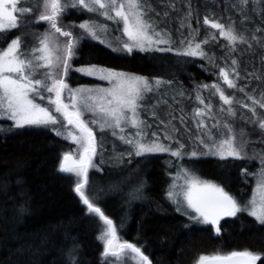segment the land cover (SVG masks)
<instances>
[{
	"label": "trees",
	"instance_id": "16d2710c",
	"mask_svg": "<svg viewBox=\"0 0 264 264\" xmlns=\"http://www.w3.org/2000/svg\"><path fill=\"white\" fill-rule=\"evenodd\" d=\"M217 1L218 6L209 5L206 11H214L218 17L226 16L224 2ZM202 2L193 0L200 12H204ZM167 3L157 8L164 15L167 12V20L176 25L174 12ZM252 9L248 6L246 13L260 24L262 34L255 35L260 39L264 37V6L259 16ZM232 18L237 32L246 34L251 48L238 44L237 51L229 55L223 39V44L202 43V49H212L216 51L212 52L214 55L228 62L231 57L236 59L239 79L231 73L236 89L255 93L260 100L258 95L264 93V48L252 39L255 29L243 28L235 15ZM173 24L167 26L172 29ZM171 48L170 52L129 54L87 41L77 50V62L172 81L193 94L203 83L220 82L219 66H212L200 56L180 55L187 48L182 45L180 51ZM244 68L252 73L248 86L240 85L243 75L239 70ZM229 97L235 103L237 117L243 100L231 94ZM262 110L259 105L255 106V114L249 111L248 115L263 117ZM242 122L236 124L240 127ZM249 129L246 141H262V131ZM248 147L246 152L252 156L248 153L242 159L208 155L178 158L170 153L166 157L158 153L148 159L140 155L126 160L113 170L95 167L88 172L85 194L113 221L116 234L140 248L151 264H196L202 254L244 250L260 254L262 260L258 264H264V225L248 212L223 218L221 232L217 234L214 226L190 219L167 199L170 173L180 162H185L200 180L223 188L245 207L263 166L254 154L260 146ZM72 149L68 141L43 127H25L7 135L0 133V264H108L103 261L105 245L98 239L106 225L96 214L87 211L75 191V175L60 171L63 156ZM128 161L134 163L127 166Z\"/></svg>",
	"mask_w": 264,
	"mask_h": 264
},
{
	"label": "snow or ice",
	"instance_id": "6c2138e0",
	"mask_svg": "<svg viewBox=\"0 0 264 264\" xmlns=\"http://www.w3.org/2000/svg\"><path fill=\"white\" fill-rule=\"evenodd\" d=\"M19 0H0V38L5 41L9 39L8 34L13 30L22 27L19 23V17L25 13H30L29 7H18ZM258 3L259 0H253ZM249 0H240L241 11L246 7ZM34 6L40 9L37 17L38 22H46L50 31L43 34L39 40V47L32 48L28 52L21 51V38L17 36L7 43L6 48L0 50V119L13 121L12 127L24 128L25 126H48L58 123L57 117L53 115L59 113L66 122L64 125L66 133L56 130L57 135H65L70 138L81 149L79 158H74L71 153L63 156L60 164V171L68 174H74L76 177L75 191L79 194L82 202L87 206L89 213L96 214L99 219L106 225V230L98 237L104 245V256L118 257L119 251L129 249L132 253H136L143 264H151L148 257L144 255L140 248L127 242H119L116 234V227L113 221L109 219L101 209L95 206L85 194V188L88 185L89 168H95L93 159L97 154L96 135L92 128L82 120L83 111H90L95 114L96 108L102 114V122L98 120L90 121L93 125H99V131L103 132L106 128L112 129V135H117L115 129H119L121 133L125 131L121 127L124 122L126 127L136 128V139H127L121 135L119 138L125 143L130 144L135 149L136 155L158 154L169 152L172 156L182 157V155L197 156L196 151L191 153H182L184 148L177 140L178 148L172 150L170 145L160 142L156 133H153L155 139L149 142L146 140L144 133L146 125L140 119V110L144 107L143 102L147 99L148 94L158 91L164 85L165 81L155 79L149 81L147 77L129 75L123 72H117L96 66L72 69L71 61L76 56L75 49L78 42L73 37L71 31L64 30L59 26L58 21L68 9L80 8L82 10L97 13L114 23H122L123 33L127 36V41L123 42L113 51H124L132 53L134 49L140 52L149 51H173L171 47L160 48V44H169L170 40H166L164 35L156 31L150 19H146L148 11L151 8L150 0H38ZM168 7L175 8L174 0H168ZM167 15V12H165ZM191 12L187 13L190 16ZM186 16V18H187ZM247 18V17H246ZM250 19V18H248ZM264 19V17H262ZM204 23L210 24L212 29L218 30L216 33L206 36V38L193 45V41L189 40L187 48L179 53L185 56H206L202 49V43L207 44L209 40H215L217 35L224 38L229 52L237 51V45H248V38L240 32H237L234 23L224 25L218 22L210 21L205 18ZM181 26L184 24L181 22ZM93 39L97 37V30L106 31V26H99L84 22L78 25ZM58 34V36H57ZM59 37H65L63 43L59 41ZM194 39V37H193ZM252 39L256 41L260 47L264 48V37L257 39L255 35ZM183 43V41L181 42ZM111 48L112 45L110 44ZM250 47V45H249ZM232 72L239 79V73L236 71L237 61L232 60ZM72 69L88 76H98L99 79L107 80L111 87L98 89H75L69 87L65 77L69 70ZM221 76L229 88H236L234 80L229 79V71L220 69ZM259 78V77H257ZM205 88L214 89L213 94L219 93L220 99L224 105H228L226 109L230 116H235V110L232 107L233 99L226 96L219 85H203ZM43 89V91H41ZM243 92V88L237 89ZM67 91V99L70 103L64 102V94ZM44 92L48 93V103L52 106L53 111L49 108L36 103V99L44 100ZM95 92L96 95H91ZM87 93L88 95H83ZM80 96L78 102L77 97ZM252 100L253 107L251 111L255 114V106L264 108V93L261 94L260 100H256L249 96ZM197 100L204 104V100L198 95ZM92 102H96L95 107ZM158 103H166L159 101ZM239 104L240 102L237 101ZM247 107V105H244ZM221 112L225 111L223 107ZM152 115H156L155 111ZM211 115V105L204 104V108L195 110L193 119ZM183 123V117L180 118ZM161 123H164L161 121ZM258 127L264 130V118L257 122ZM72 126L67 129V126ZM198 129H202L210 141H213L211 147L204 142L199 136L197 139L200 144L204 145L206 151L203 155H216L221 159L234 157L242 159V149L234 146L235 137L229 135L227 139L221 140L219 143L214 141L211 131L200 119L196 125ZM213 128H220V125L213 124ZM230 134L232 129L229 125L223 126ZM173 131H179L172 126ZM0 131H3L0 128ZM223 135V133H221ZM165 138L172 140L173 137L165 132ZM184 179V185L180 192L169 191V199L175 203H184L187 208L192 209L196 215L191 217L198 223L214 226L217 234L221 232V220L225 217H235L239 212H248L255 218L257 222L264 225V169L261 171V181L257 185V196L254 195L250 201L251 207H241L237 201L223 188L202 181L186 169L181 170ZM175 188V185L173 186ZM182 196V201L178 197ZM179 210V209H177ZM262 257L258 253L248 250L232 251L230 253H216L209 255H200L196 264H258Z\"/></svg>",
	"mask_w": 264,
	"mask_h": 264
},
{
	"label": "rangeland",
	"instance_id": "374dc122",
	"mask_svg": "<svg viewBox=\"0 0 264 264\" xmlns=\"http://www.w3.org/2000/svg\"><path fill=\"white\" fill-rule=\"evenodd\" d=\"M165 1L168 0H150L151 8L154 10L148 11L146 15V19H150L153 26L155 27L156 31L162 33L164 35V38L166 40H170L169 44H160L158 47L165 48V47H173L176 51H180L181 48H179L180 45L183 47H187L188 41L192 40L193 45L196 43V41L199 40V42L203 41L206 36H210L212 33H216L218 30L212 29L209 25H206L204 23L205 18H207L210 21L218 22L224 25H228L229 23H233V15H235L236 20L240 21L241 26H245L246 29H255L254 35H257V33L260 32V35L262 34L261 29L259 27L260 24H257L254 22V19L252 20V17L246 13V8L248 6H252L253 12H255L256 16H259L262 12V6H264V0H259L258 3L253 2V0H249V3L246 7H243V11H241V5L240 0H222L226 6L227 14L226 16H219L214 11H206L207 8H209V5L212 6H218L217 0H203L202 2V11L200 12L199 9L195 6L193 3V0H174L175 8L169 7L171 11L174 13L175 18V24L174 22H169L167 20V16L164 15L157 7L162 6L165 7ZM38 3V0H19L18 7H29L31 8L30 13H25L22 16L19 17V23L22 27H19L12 32L8 34L9 39L5 41L3 38H0V50L6 48L7 43H10L11 39L16 38L19 36L21 38V51L28 52L32 48L39 47V40L43 36L44 33L49 32L50 28L49 25L46 22H38L37 17L39 15L40 9L35 4ZM191 12L190 16H187L188 12ZM73 13L74 17H71V14ZM187 16V18H186ZM218 17V18H217ZM247 17V18H246ZM225 20L226 22L222 21ZM250 18V19H248ZM258 18V17H257ZM239 19V20H238ZM88 22L90 24L99 25V26H106V31H100L97 30V37L96 39H93L91 36H89L84 30L80 29L78 27L79 24ZM181 22H183L184 26H181ZM58 24L60 27H62L64 30L71 31L73 34V37L78 42V47L75 49L76 56L71 61L72 69L75 68H84V67H90L85 65H80L77 62L78 59V53L77 50L80 49L83 42H94L96 44H101L104 46L109 47L111 44L112 48H117L120 45H122L123 42L127 41V36L123 33L122 23H114L111 20L106 19L103 16H100L97 13L88 12L85 10H82L80 8L76 9H68L60 18L58 21ZM167 24H170L172 26V29L167 26ZM253 26V27H252ZM243 35L246 36V34L243 33ZM58 36V34H57ZM194 37V39H193ZM247 37V36H246ZM66 39L65 37H59V41L63 43ZM224 38L219 37L217 35L216 39L209 40L207 43L208 45H217V44H223L222 40ZM183 41V43H181ZM250 43L248 41V45H245L248 48H251V45L249 47ZM224 46H226V42L224 43ZM223 47V46H222ZM210 48V47H209ZM226 54L230 55V52L228 50V47H226ZM133 51H138L134 49ZM184 51V50H183ZM204 51V49H203ZM209 51V52H208ZM118 53H127L124 51H115ZM152 52V51H149ZM206 53V56L202 57L205 62L210 63L212 66L216 65L219 66L218 70L225 69L229 71V79H231V73H232V63L230 61L236 60L231 57L229 62L226 59L218 58L217 55H214L212 52H216L212 49H207L204 51ZM201 57V56H200ZM219 59L221 61H219ZM94 66V65H92ZM215 66V67H216ZM99 67V66H96ZM105 68L109 70H114L117 72H123L129 75H136V76H142L138 74H133L125 71H118L116 69L107 68V67H100ZM217 68V67H216ZM70 69L68 72V75L65 77V80L70 88L73 90L75 89H98V88H109L111 87L110 83L107 80L99 79L98 76H88L81 72H77ZM241 75V84L242 86H248L249 82L252 80L250 79L252 76V73L246 70L244 68L243 70H239ZM220 75V82L215 81L213 84L219 85L220 89L224 91L226 96H240L242 101V106H239V116H230L228 115L227 111L221 112L220 109L223 107L225 109L223 101L220 99L219 93L216 92L213 94L214 89L212 88H205L202 87L203 85H213L212 83H203L198 86L196 93H192L187 90V88L182 87L180 85H177L176 83L172 81H166L161 78H148V80L154 81L155 79H160L162 81H165L164 85H162L158 91H154L152 93L148 94L147 99L143 102L144 107L140 110V119L145 122L146 125H150V127L144 128V133L146 134V140L143 142H149L156 137L153 136V133H156V136L159 137V140L161 143L165 145H170L172 150H176L178 148L177 140L180 144L184 145V148L182 150V153H191L192 151H196L197 155L202 156L206 149L204 148L203 144H200V141L197 139L199 136L201 139H204V142L206 144H209L211 147L213 141H210L207 136L205 135V132L202 129H198L196 127L198 121L200 119H203L204 124L207 126V128L211 131V134L214 138V141L216 143H219L223 139H227L229 135H232L235 137L234 140V146L242 149L241 155L242 156H248L249 152H246L248 150V146L254 144V146L259 145L260 147H257L255 151V157L260 159L262 163V169H264V130H261L258 127V120L263 117H259V114H256L255 116L249 117L248 112L252 115L251 109H252V100L249 99V96L252 98L258 100L259 98L256 97L255 93L251 92H240L236 88H229L227 84L224 82L221 73ZM146 77V76H143ZM257 80H260L258 78ZM262 80V79H261ZM255 87V86H253ZM257 89V88H256ZM43 91V89H41ZM45 96L44 100L36 99L35 102L41 104L43 107L49 108V111H53V108L51 105H49L47 97L48 93H43ZM262 94V93H261ZM258 95V96H261ZM83 95H88L87 93ZM91 95H96L95 92L91 93ZM200 96L204 100V104H210L211 105V115L210 116H204V117H197L196 119H193V114L195 110L204 108V104H201L199 100H197V96ZM78 102L80 101V96L77 97ZM166 101V103H158L159 101ZM245 100V101H244ZM64 102L70 103V101L67 99V91H65L64 94ZM93 106L95 107L96 102H92ZM234 103V102H233ZM251 103V104H250ZM235 104V103H234ZM244 105H247L248 110L243 107ZM258 106V104L256 105ZM234 110H236L235 106L232 105ZM226 108V109H227ZM83 111L82 120H84L85 123H88V126L92 128L93 132L96 135V143H97V154L93 159V164L96 165V168L101 169L102 167H107L109 170H113L115 168H118L123 165V163L126 160H133L138 155L135 154V149L132 145L125 143L123 140H121L119 137L121 135L125 136L127 139H136L135 132L137 131L136 128L132 127H126L124 122L121 123V127L125 128V131L121 133L119 129H115L117 132V135H112V129L106 128L105 131L101 132L99 131V125H93L90 123L92 120H98L102 122V114L99 113L98 108L95 110V114L90 111ZM155 111L156 115H152V112ZM264 113V108L262 110ZM53 115L57 117L58 123L56 125H48V126H25V127H43L45 129H50L56 134V130L61 131L62 133H66V129L64 125L66 122L63 120L62 116L59 113H55L53 111ZM223 117V119H220V117ZM181 117H183V123H181ZM238 118V119H237ZM252 118V120H251ZM229 119V120H228ZM245 119V121H244ZM163 121L164 123H161ZM243 121V122H242ZM228 122V123H227ZM237 122H242V126L246 124V126H243V129H241L239 124H236ZM219 124L220 128H213V124ZM13 121L7 120V119H0V128L3 129V131H0L1 134H10L16 131H19L23 128H14L12 127ZM175 125L179 131H173L172 126ZM224 125H229L232 129V132L229 134L227 130L223 127ZM24 127V128H25ZM72 126L68 125L67 129H71ZM249 128H254L258 131H262V141L253 140L250 141L247 139L246 141V135L248 133ZM168 132L169 135L173 137L172 140H168L165 138V132ZM223 133V135H221ZM250 133V132H249ZM57 135V134H56ZM60 138L68 141L72 146L73 149L69 152L73 155L74 158H79V154L81 149L79 146L74 143L70 138H65V135H58ZM163 156H167L169 152L160 153ZM140 156V155H139ZM144 159H148L153 156V154H144ZM190 155H182L180 158H187ZM208 156H214L218 157L216 155H208ZM206 155H203L202 157H208ZM249 156H252L249 153ZM192 157V156H191ZM133 161H128L127 166L132 165ZM191 168L190 165H188L185 162H180L178 165L175 166V170L170 173V183L167 190V199L174 205L175 209H179L177 211L187 215L190 219L191 217H194L196 213L192 211V209L187 208L186 204L184 203H175L172 199H169L168 193L169 191H175L180 192L181 187L184 185V179L182 177L181 170L186 169L189 172L192 173V171L189 169ZM92 169V167L89 168V170ZM261 169V171H262ZM106 170V169H104ZM261 171L259 175L257 176L254 186L252 188V193L250 195V198L246 204L247 207H251L250 201L252 200L253 196L256 195L257 199V185L261 181ZM89 172V171H88ZM193 174V173H192ZM175 185V188L173 187ZM229 195V194H228ZM182 201V196L178 197ZM194 220V219H192ZM196 221V220H194ZM198 223V222H197ZM106 230V226L103 227ZM118 241L123 243L127 242L122 240L117 235ZM129 243V242H127ZM131 244V243H130ZM116 251H119L118 257H111L105 256V259L103 261H106L108 264H143L140 257L136 253H132L129 249H124L122 251L118 249H114ZM109 258H111L109 260Z\"/></svg>",
	"mask_w": 264,
	"mask_h": 264
}]
</instances>
